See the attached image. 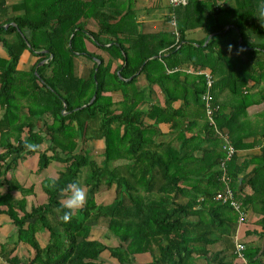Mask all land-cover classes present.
Instances as JSON below:
<instances>
[{"label": "trees", "instance_id": "1", "mask_svg": "<svg viewBox=\"0 0 264 264\" xmlns=\"http://www.w3.org/2000/svg\"><path fill=\"white\" fill-rule=\"evenodd\" d=\"M138 2L0 0L5 50L0 55V214L17 228L14 246L0 245L6 264H99L105 251L121 264H132L142 253L152 255L149 264H192L196 255L211 263L247 264L226 261L207 248L216 233L235 235L238 216L214 199L224 187L226 150L206 117L205 76L184 69L212 72L217 125L236 148L248 146L239 142L235 126L245 122L241 117L250 105L264 101V0H189L168 7L165 20L175 21L173 29L153 32L144 31ZM195 29L206 32L202 41L188 39ZM26 50L35 61L30 69H20ZM81 56L92 64L79 72ZM142 76L152 93L154 85L160 87L166 106L141 108L148 103ZM179 98L198 107L202 133L179 148L162 142L152 149L162 134L161 122L176 129L177 119L189 117L184 109L171 108ZM225 103L232 105L230 112ZM96 141L103 145L100 160L94 154ZM261 149L241 166L236 153L227 166L236 196L261 214L257 222L264 229V140ZM29 156L37 159L35 173L53 162L63 164L57 177L43 179L45 199L31 210L25 197L13 194L34 191L14 174ZM251 163L256 168L241 179ZM72 183L84 184L89 195L65 222L61 194ZM246 185L253 192L243 196ZM104 187L114 190V198L97 203L95 194ZM101 217L107 218L106 229L118 245L90 238ZM45 229L50 239L43 246L37 233ZM21 243L29 247L27 259L15 253ZM256 254L245 249L249 264Z\"/></svg>", "mask_w": 264, "mask_h": 264}, {"label": "crops", "instance_id": "2", "mask_svg": "<svg viewBox=\"0 0 264 264\" xmlns=\"http://www.w3.org/2000/svg\"><path fill=\"white\" fill-rule=\"evenodd\" d=\"M119 1H124V0H119ZM164 13L152 17H142L140 18L142 23H143V29L144 31L147 32H153L157 31L160 29H163V26L169 28L171 27V21L168 22L166 21V15L163 16ZM162 26V27H161ZM93 28L94 25H92ZM247 32H250L247 30ZM188 39H192L194 41H202L206 37V32L203 29H195L191 31L187 35ZM210 37H208L209 40ZM257 36L253 35V39H256ZM91 50H95L94 48L91 47ZM0 55H5L4 49H0ZM31 58L30 52L27 50L24 51L19 67L20 69H25L21 68V65L25 61L24 58ZM33 57V56H32ZM27 61V59H26ZM35 61V60H34ZM87 63V62H85ZM139 83L142 86L147 87L148 89L146 90V99L148 100V103L143 105L141 108L147 109L149 104L156 103L161 106H166V99L165 96L163 95L160 87L158 85L153 86V93L150 91L151 88L148 86V82L145 79V77H141L139 80ZM116 96V95H115ZM118 98V95H117ZM171 108L174 110H180L184 109V111L189 112L190 115L186 119L179 118L177 119L179 122L180 127L174 128V125L171 123L165 121L161 122L159 124V130H161V136H159L155 142V144H151V148L154 149L157 147L159 148L160 143L163 142V144H172L174 147H181L183 146L184 141L186 138H194V137H199L200 133H202V130L204 128L203 126V119H197L198 117V107L196 105H191V106H186L184 101L179 98L178 100L174 101L171 104ZM225 110L226 112H230L232 110V105L230 103H225ZM2 114V110L0 109V116ZM241 120H244L245 122L241 123L239 122L237 126H235V131H237V135L239 138V142L242 144H248V146H242L237 148V162L239 166H241L244 162L250 160L252 156L258 155L261 153V148L263 146V140L264 138L262 137V132L264 131L263 129V123H264V101L261 103H254L250 105L247 110L246 114L241 117ZM148 124L153 123V119H149L146 121ZM192 138V139H193ZM100 141H96L94 143L95 145V153H99L101 150L102 141L101 145L99 144ZM99 144V145H98ZM207 147H209L208 143L206 144ZM99 147V151L96 152V148ZM192 147H194V144H192ZM188 151V148H185V151ZM201 151L197 150L195 155L200 156ZM35 158L34 160H32ZM37 159L34 156H29L27 157L24 161H21L15 170L14 174L16 178L24 184L25 187H30L34 186V191L26 193L24 195L21 191L16 190L13 192L15 198H23L25 197L27 204H26V209L31 210L32 206L38 203H41L45 199V195L42 192L41 186L40 189L38 190L37 188V183L38 181H35L33 178V175H39L40 177L42 176L41 174L46 173V175L42 176L43 180L46 177H57L58 172L63 168V164L60 162H53L51 163L47 169H45L42 173H35V163ZM256 165L251 163L240 175L239 177L241 179L245 178L247 179L250 174L253 172V170L256 168ZM48 171V172H47ZM42 183V182H41ZM82 187L84 190H86V186L84 184L79 185ZM113 190L109 189L108 191ZM114 192V191H113ZM253 192V189L249 186L246 185L244 186L242 190L243 196L251 194ZM104 192H99L95 195V199L97 203H110L113 198H114V193L110 200H101V195ZM68 193H62L61 194V199L64 201L67 197ZM87 197H85L86 199ZM39 199V201H38ZM185 199V198H183ZM247 221L245 224H243L239 228V239L246 244V249L249 251H256V255L253 258V261H251L250 264H264V229L262 225H260L257 220L261 217V214L252 211L251 209H247ZM107 218L101 217L99 221H96L93 223V227L90 233V238L91 239H99L105 244L109 246H115L118 245V240L117 238L112 235L107 229ZM16 227L12 224V220L10 219L9 216L6 214L2 213L0 214V245L4 244L6 241L9 243V247H13L15 244V240L13 239L12 235L16 231ZM37 236L44 246L46 243H48L50 239L49 231L47 229L41 230L37 233ZM213 241L207 245V248L210 252L212 253H220V257H224V259L231 260L234 263H239L240 261L235 257L233 258L234 255V249H235V235L232 237H228L225 235H220L219 233H216L212 235L211 237ZM15 253L19 254L22 259H27L30 256V250L29 247H27L25 244L21 243L18 246L16 245V251ZM14 253V254H15ZM221 259V258H220ZM153 260V257L150 253H142V254H137L134 256V260L132 264H149ZM99 264H121L118 262L116 259L112 258L110 256L109 251H105L102 253L101 258L98 260ZM0 264H6L5 259L0 255ZM192 264H217L211 263L207 257H202V256H195L194 258V263ZM247 264H249V261H247Z\"/></svg>", "mask_w": 264, "mask_h": 264}, {"label": "built area", "instance_id": "3", "mask_svg": "<svg viewBox=\"0 0 264 264\" xmlns=\"http://www.w3.org/2000/svg\"><path fill=\"white\" fill-rule=\"evenodd\" d=\"M168 6L170 7H177L180 5L187 4L189 0H166ZM172 26H175V21H171ZM184 71L196 75H204L206 79V89L202 93V101L204 103V108L206 112V117L211 126L216 130L218 135L223 139L224 141V148L226 150L225 156L221 160V180L224 184V187L222 190H219L215 195L214 199L217 201H221L222 203L230 205L237 213V226L235 231V254L236 258L243 262L247 263V258L245 255V249L246 244L243 243L239 239V228L246 223L247 221V210L243 206L242 200H240L236 196V192L232 187V178L229 175L228 172V162L232 160L234 155L237 152V148L233 144L229 134L218 127L215 114L219 110V106L215 104V97L212 92V87L214 84V78L213 74L209 70L204 69H192V68H185ZM199 200H203V198H200ZM198 200V201H199Z\"/></svg>", "mask_w": 264, "mask_h": 264}, {"label": "rangeland", "instance_id": "4", "mask_svg": "<svg viewBox=\"0 0 264 264\" xmlns=\"http://www.w3.org/2000/svg\"><path fill=\"white\" fill-rule=\"evenodd\" d=\"M138 6L141 8L140 11H139L140 18H142L143 16L150 18L152 16H156V15L158 16V15H160L162 13H164L163 16H165V14L168 12V7H169L166 0H139ZM173 27H175V26H172V24H171V27H169L168 29H173ZM163 28H167V27L163 26ZM0 49H2V46L1 45H0ZM32 56L33 55H31V58L30 57L29 58L27 57L26 58L27 61L24 58L25 61L21 65V68H25V69H30L31 68V66H32V64L34 63V60H35V56H33V57ZM85 62H87V63H85ZM86 64L91 65L92 63H91V61L89 59H86V57L85 58L82 57V56L79 57V60H78V71L79 72H82L83 71V66L86 65ZM99 144L101 145V141L99 142ZM99 149L100 148L97 147L96 148V152H98ZM97 154L98 153H95V155H97ZM96 158L98 160H100L102 157L99 156V155H97ZM34 159L35 158H33L32 160H34ZM36 165H37V161L35 163V166ZM85 169H87V171H88V168H85ZM41 175L44 176V175H46V173H43ZM42 176L40 177L39 175H35V176L33 175L34 180L35 181H38V183H37L38 190L40 189L41 182L43 181V180H40V179H42ZM81 176H82V178H84V174H82ZM108 190L109 189H107L105 187L101 190V192H104L101 195V197H100L101 200H107L108 201L112 197L113 193H115V192H113L114 190H110V191H108ZM84 191H85L86 197H88V195H89V188L86 187V190H84ZM38 201H39V199H38Z\"/></svg>", "mask_w": 264, "mask_h": 264}, {"label": "clouds", "instance_id": "5", "mask_svg": "<svg viewBox=\"0 0 264 264\" xmlns=\"http://www.w3.org/2000/svg\"><path fill=\"white\" fill-rule=\"evenodd\" d=\"M52 182H55L54 179ZM85 197L86 194L82 187L78 186L76 183L68 185V195L63 202V207L67 209L62 216L65 222L72 218L75 209L83 205Z\"/></svg>", "mask_w": 264, "mask_h": 264}, {"label": "water", "instance_id": "6", "mask_svg": "<svg viewBox=\"0 0 264 264\" xmlns=\"http://www.w3.org/2000/svg\"><path fill=\"white\" fill-rule=\"evenodd\" d=\"M5 26H7V25H5ZM241 40H242V38H240V41H241ZM46 51H47V50H46ZM42 63H43V61H41L39 64H42ZM95 97H96V93L94 94L93 98L90 100L89 104H91V103L94 101ZM64 105H65V107H66V104H64ZM84 106H86V105H83L82 107H84ZM63 112H66V111L64 110Z\"/></svg>", "mask_w": 264, "mask_h": 264}]
</instances>
